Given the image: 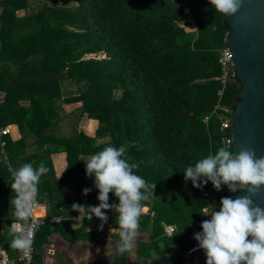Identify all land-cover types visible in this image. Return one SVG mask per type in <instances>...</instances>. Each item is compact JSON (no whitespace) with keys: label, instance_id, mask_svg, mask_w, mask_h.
I'll return each mask as SVG.
<instances>
[{"label":"trees","instance_id":"16d2710c","mask_svg":"<svg viewBox=\"0 0 264 264\" xmlns=\"http://www.w3.org/2000/svg\"><path fill=\"white\" fill-rule=\"evenodd\" d=\"M53 1L0 0V125H14L17 134L5 136L9 165L0 141V188L14 196L10 169L25 163L49 169L38 185L47 219L36 232L34 264L43 262L51 234L78 216L73 203L98 205L94 178L81 159L109 144L127 147L130 162H139L136 174L156 183L140 218V234L148 239L136 241L135 259L117 256L114 248L109 257L97 254L80 264H146L153 251L160 257L152 264L181 261L210 219L202 215L205 208L218 211L227 197L225 185L198 189L183 174L222 146L235 151L221 107L235 108L242 84L236 73L225 86L221 81L226 16L208 0ZM85 116L98 120L95 135L87 133ZM60 151L67 166L57 177L52 154ZM109 203H118L112 193ZM106 215L102 230L98 218L85 219L97 223L94 230L65 238H100L118 227L115 210ZM54 217L60 221L53 223ZM165 224L175 226L171 235ZM71 249L55 255L59 264L71 263Z\"/></svg>","mask_w":264,"mask_h":264},{"label":"clouds","instance_id":"9594fccd","mask_svg":"<svg viewBox=\"0 0 264 264\" xmlns=\"http://www.w3.org/2000/svg\"><path fill=\"white\" fill-rule=\"evenodd\" d=\"M208 3L220 14L229 16L239 10L241 0H208ZM127 152L125 146L109 144L87 159H81L85 163L86 176L94 178L99 204L86 207L73 203L72 209L85 215L89 221L93 215L101 220L98 230H102L103 223L107 222L106 212L115 210L118 227L110 229L106 255L109 257L114 247L117 256L128 254L134 259L144 203L155 197L156 183L150 184L136 174L134 170L139 168V162H130L132 157ZM34 163L10 169V187L15 193L10 197V206L14 208L16 222L10 225L12 239L9 246L25 255L33 244L38 185L41 177L49 171L43 162L38 167H34ZM183 174L185 182L191 181L198 189L211 182L217 191L225 185L230 192L247 193L235 199L221 198L218 211L214 206L211 211L205 208L202 215L210 216V219L202 221V231L194 233L193 238L204 250L206 264H264V208L255 205L252 199L264 186V156L258 157L250 148L233 151L222 146L214 154L196 161L194 167L188 165ZM90 191L85 188L82 194L87 195ZM110 193L118 203H109ZM114 236L118 237L115 242ZM159 257L153 251L146 264H152Z\"/></svg>","mask_w":264,"mask_h":264},{"label":"water","instance_id":"95a60500","mask_svg":"<svg viewBox=\"0 0 264 264\" xmlns=\"http://www.w3.org/2000/svg\"><path fill=\"white\" fill-rule=\"evenodd\" d=\"M226 19L230 30L225 46L242 84L241 98L231 110L232 143L235 151L250 148L258 157L264 156V0H241L239 10ZM226 190L227 197L233 199L247 194L230 192L227 186ZM252 199L255 205L264 208V186ZM5 257V251L0 249V264H4ZM169 264H206V256L197 245L181 261Z\"/></svg>","mask_w":264,"mask_h":264},{"label":"crops","instance_id":"0c3cea01","mask_svg":"<svg viewBox=\"0 0 264 264\" xmlns=\"http://www.w3.org/2000/svg\"><path fill=\"white\" fill-rule=\"evenodd\" d=\"M21 14V13H19ZM23 14V13H22ZM94 119V118H93ZM96 120V119H95ZM12 129V136L16 134V128L14 125H9ZM91 123H86V130L89 135H95L96 128L98 126V120H96L95 129L90 131L89 128ZM52 160L54 165V171L57 177H60L62 172L67 166V157L66 152L60 151L52 154ZM10 195L6 193V190L0 188V207L3 209V217L0 218V249L4 250L6 257L4 258V264H18V261H21L20 255L21 252L12 249L9 245L11 243L12 237L9 235L10 227L7 226V220L16 219L14 218V208L10 206ZM69 197L74 198L75 192L70 191ZM38 198V197H37ZM99 204V202H98ZM89 206V205H88ZM87 207V206H86ZM38 215H40L44 220H46L47 208L46 205L40 202V205L36 209ZM57 223L60 221L59 217H56ZM96 218L94 215L92 217ZM86 216L80 213L78 216H75L71 219L69 226H64L60 231H56L51 234L50 242L45 248L44 260L40 264H59L55 258L56 254H61L63 251L67 250L69 247H72L70 251L71 263L70 264H80L82 261L88 260L89 258L97 254H106V244L108 243V237L110 234L109 227L107 232L103 234L100 238L93 240H83L80 239L77 242H71L65 237H72L75 230H94L97 223L96 222H86ZM118 237L114 236L113 241L115 242ZM114 249V247H113ZM112 249V251H113ZM111 251V252H112ZM137 258V256H136ZM133 259V258H132Z\"/></svg>","mask_w":264,"mask_h":264},{"label":"built area","instance_id":"2783aa9c","mask_svg":"<svg viewBox=\"0 0 264 264\" xmlns=\"http://www.w3.org/2000/svg\"><path fill=\"white\" fill-rule=\"evenodd\" d=\"M219 62L221 64V66H222L221 81H222L223 85L225 86L228 76L235 74V69L233 68V64H232V55H231L230 50H229V48L227 46H224L222 48ZM222 93H223V88L220 89L219 95H222ZM220 107H221V103L219 101L215 105V109H214L213 112H215ZM221 108H223V110H224L222 125H223L224 128H231L232 127L231 110H233V109H230L227 106L221 107ZM208 118L209 117H207L206 120H208ZM11 133H12L11 126H9V125H6V126L0 125V141H1V147H2V155H3V158L5 159V162L8 165L10 164V161H9L7 152L5 150V145H6L5 136L8 135V134H11ZM229 142H232V137L227 139V143H229ZM37 200H38V198H37ZM39 205H40V201L38 200V206ZM148 209H149V206L146 205V207H144V211L143 212H147ZM33 220L35 221V226H34V229H33V232H34L33 244H32V247H31V251L27 255L21 253L20 259L23 262V264H34L36 232H37L38 228L43 223H45V221H46L40 215H38L36 210H35V213H34V216H33ZM51 221L52 222L57 221V218L54 217V218L51 219ZM12 222H16V219L12 220L11 223ZM174 228H175L174 225L165 224V233L168 234V235H171L173 233V231H174ZM186 255H187V253L183 254V257H185Z\"/></svg>","mask_w":264,"mask_h":264},{"label":"rangeland","instance_id":"374dc122","mask_svg":"<svg viewBox=\"0 0 264 264\" xmlns=\"http://www.w3.org/2000/svg\"><path fill=\"white\" fill-rule=\"evenodd\" d=\"M74 3H75V1H73V0H54L52 2V4H63V5H70V4H74ZM19 13H21V14L24 13V10H20ZM117 93H119V92H117ZM83 121H84V123H88V122L91 123V122H93V123H91V127L89 128V130L90 131H93L95 129V125H96V120L95 119L85 116ZM141 238L142 239H148V236L147 235H143V234L141 235L140 234L137 237V240L138 239H141ZM135 253H136V247H135ZM136 256H137V253H136ZM136 256H135V258H136Z\"/></svg>","mask_w":264,"mask_h":264}]
</instances>
